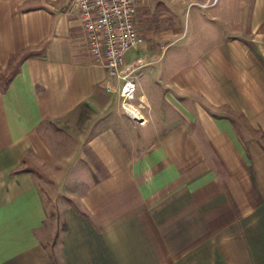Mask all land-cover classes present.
I'll return each instance as SVG.
<instances>
[{"label":"crops","instance_id":"crops-1","mask_svg":"<svg viewBox=\"0 0 264 264\" xmlns=\"http://www.w3.org/2000/svg\"><path fill=\"white\" fill-rule=\"evenodd\" d=\"M200 4L206 48L153 57L136 128L67 0H0V264H264V0Z\"/></svg>","mask_w":264,"mask_h":264},{"label":"built area","instance_id":"built-area-1","mask_svg":"<svg viewBox=\"0 0 264 264\" xmlns=\"http://www.w3.org/2000/svg\"><path fill=\"white\" fill-rule=\"evenodd\" d=\"M141 0H67L68 13L81 24L95 65L106 69L101 84L116 96L121 113L139 126L147 124L145 101L137 95L146 61L144 38L136 23Z\"/></svg>","mask_w":264,"mask_h":264},{"label":"rangeland","instance_id":"rangeland-1","mask_svg":"<svg viewBox=\"0 0 264 264\" xmlns=\"http://www.w3.org/2000/svg\"><path fill=\"white\" fill-rule=\"evenodd\" d=\"M200 5V0H141L136 18L137 23L141 26L140 28L144 34V36L142 35L145 41L143 51L147 62L154 63L156 59L153 57L156 58V56L161 55L159 67H163L166 65L168 58L173 54L178 58L176 63L177 66H180L188 54L191 53V55H195L202 49L206 48L205 46H201L202 40L200 39V36L203 33L204 15L210 10L202 9L200 8ZM151 65L147 66L145 69L151 67ZM15 67V63H10L6 69L0 68V90L13 74ZM110 105L114 107V110H116L117 113L122 114L115 100L114 103H111ZM146 116L147 121H149L148 113ZM83 118H81V122L84 124L88 122ZM130 124L134 127L139 126L136 123ZM78 130L83 134L85 132V125H82ZM57 133L58 132L55 131V135ZM53 140L56 142L55 144H58L60 138L54 137ZM68 143L69 141L67 139L59 142V145L62 148L60 147L61 151L58 148V151L56 152V161L59 160V157L60 159L72 158L76 147L80 146V142L73 141L72 145L66 146ZM51 147L53 148L52 145L50 148ZM66 162L68 163V161ZM55 164L56 162L54 161V166ZM36 175L39 177V190L46 207L47 221L45 224L51 229L59 215L57 210L58 204L60 205V203L64 202L62 195L60 196L59 192V194H57L52 190H56L59 179L56 180L58 176L56 174L53 175L51 172L48 175L38 173H36ZM50 244L51 243H48V248Z\"/></svg>","mask_w":264,"mask_h":264},{"label":"trees","instance_id":"trees-1","mask_svg":"<svg viewBox=\"0 0 264 264\" xmlns=\"http://www.w3.org/2000/svg\"><path fill=\"white\" fill-rule=\"evenodd\" d=\"M9 82V79L6 81V83L2 86L1 90H4L7 86V83Z\"/></svg>","mask_w":264,"mask_h":264}]
</instances>
